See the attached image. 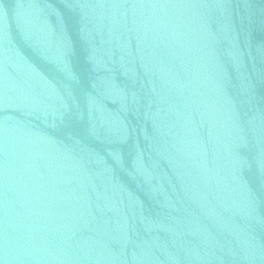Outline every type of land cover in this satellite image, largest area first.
Segmentation results:
<instances>
[{
    "label": "water",
    "instance_id": "1",
    "mask_svg": "<svg viewBox=\"0 0 264 264\" xmlns=\"http://www.w3.org/2000/svg\"><path fill=\"white\" fill-rule=\"evenodd\" d=\"M0 264H264V0H0Z\"/></svg>",
    "mask_w": 264,
    "mask_h": 264
}]
</instances>
